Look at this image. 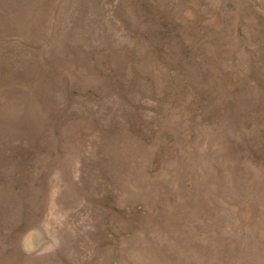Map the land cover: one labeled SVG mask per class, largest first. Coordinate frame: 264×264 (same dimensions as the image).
I'll use <instances>...</instances> for the list:
<instances>
[{
  "label": "rangeland",
  "instance_id": "374dc122",
  "mask_svg": "<svg viewBox=\"0 0 264 264\" xmlns=\"http://www.w3.org/2000/svg\"><path fill=\"white\" fill-rule=\"evenodd\" d=\"M0 264H264V0H0Z\"/></svg>",
  "mask_w": 264,
  "mask_h": 264
}]
</instances>
